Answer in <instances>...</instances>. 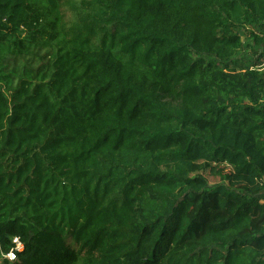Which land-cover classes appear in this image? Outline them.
<instances>
[{"label":"trees","instance_id":"16d2710c","mask_svg":"<svg viewBox=\"0 0 264 264\" xmlns=\"http://www.w3.org/2000/svg\"><path fill=\"white\" fill-rule=\"evenodd\" d=\"M248 27L264 0H0V261L264 264Z\"/></svg>","mask_w":264,"mask_h":264},{"label":"rangeland","instance_id":"374dc122","mask_svg":"<svg viewBox=\"0 0 264 264\" xmlns=\"http://www.w3.org/2000/svg\"><path fill=\"white\" fill-rule=\"evenodd\" d=\"M254 31L261 34V30L258 27H248L247 29L240 30V33L243 38L244 46L238 51L235 60L238 61V67L242 66H254L256 63L259 67L264 69V44L258 45L255 42L252 35L249 31ZM28 33L23 32L22 37H27ZM264 200V199H263ZM0 264H5L3 260L0 261ZM14 264V263H12Z\"/></svg>","mask_w":264,"mask_h":264},{"label":"built area","instance_id":"2783aa9c","mask_svg":"<svg viewBox=\"0 0 264 264\" xmlns=\"http://www.w3.org/2000/svg\"><path fill=\"white\" fill-rule=\"evenodd\" d=\"M13 245L8 252L3 253V257L7 258L10 262H13L17 259V252L23 251L25 246L20 237L15 236L12 240Z\"/></svg>","mask_w":264,"mask_h":264}]
</instances>
